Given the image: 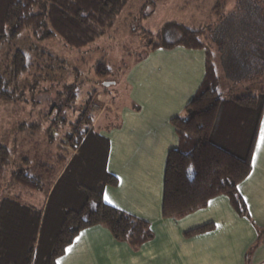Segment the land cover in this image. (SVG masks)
Listing matches in <instances>:
<instances>
[{
    "label": "rangeland",
    "instance_id": "rangeland-1",
    "mask_svg": "<svg viewBox=\"0 0 264 264\" xmlns=\"http://www.w3.org/2000/svg\"><path fill=\"white\" fill-rule=\"evenodd\" d=\"M216 1L128 0L113 26L81 48L70 47L57 36L41 39L30 29L0 45V72L11 76L16 50L24 52L30 65L12 83L17 88L15 98L0 102V264H27L30 251L31 264H46L66 202L71 200L79 207L83 201L79 184L92 172L94 162L89 164V159L96 141L107 139L109 148L104 133L120 122V110L130 105L128 73L147 53L163 24L173 21L202 28L201 39L213 54L220 78L218 93L239 96L240 91L246 93L245 88L250 92L249 79L236 83L225 73L226 56L218 48L234 35L237 1L225 0L221 7H214ZM41 6L34 10L43 11ZM96 69L104 73L99 76ZM253 81L251 92L257 94L261 84L264 89V75ZM72 92L76 96L70 98ZM86 108L93 121L85 120L77 127V113ZM256 117L255 111L248 114L242 142L233 144L226 139L218 144L243 157ZM79 130L90 132L73 156L70 145ZM23 173L29 174L30 185L19 180ZM101 182L102 177L97 186Z\"/></svg>",
    "mask_w": 264,
    "mask_h": 264
},
{
    "label": "trees",
    "instance_id": "trees-1",
    "mask_svg": "<svg viewBox=\"0 0 264 264\" xmlns=\"http://www.w3.org/2000/svg\"><path fill=\"white\" fill-rule=\"evenodd\" d=\"M236 1L234 35L230 34L229 43L218 45L223 52L221 56H226L223 59L225 73L236 81L262 77L264 0ZM127 2L128 0H0V45L15 38L22 30L30 29L41 39L57 36L64 44L81 48L100 38L113 26L118 13ZM224 4L225 0H217L214 7ZM41 5L44 7L43 11L34 10ZM202 33V28L191 29L177 22H166L154 34L148 48L152 50L182 45L205 51V74L200 86L185 105L184 116L171 118L177 145L168 151L165 160L162 217H182L204 207L211 198L221 194L229 198L237 212L246 213L244 200L237 188L251 170L252 151L264 107V89L262 87L257 94L245 93L239 96L219 94L217 85L220 78L213 62V54L201 39ZM29 66L24 52L16 50L11 58V76L8 72H0V102L15 98L17 88L12 83H16L18 76ZM104 68L109 70L106 66ZM96 73L101 76L104 71L96 69ZM76 86L77 84L67 85L66 88ZM74 96L76 94L72 92L70 98ZM252 111L257 112L253 132L244 148V156L239 157L218 143L226 139L233 144L242 142L249 125L247 116ZM93 118L86 108L77 113L75 124L78 127L85 120L91 124ZM89 132L90 130L77 131L72 139L75 143L70 145L75 151L73 156L77 154ZM107 154V139H98L89 159V164L91 160L94 162L92 172L86 174L89 177L85 179V175L79 184L83 201L79 207L73 206L71 200L66 202L46 264H55L78 232L97 224L106 227L116 240L126 242L132 249H138L153 238L148 221L104 201V187L117 183V178L106 169ZM63 174L64 172L58 181ZM28 175H21L19 180L29 184ZM101 177L102 182L97 186L96 182ZM211 226L204 224L190 229L186 234L200 233ZM30 252L27 264H31Z\"/></svg>",
    "mask_w": 264,
    "mask_h": 264
},
{
    "label": "crops",
    "instance_id": "crops-1",
    "mask_svg": "<svg viewBox=\"0 0 264 264\" xmlns=\"http://www.w3.org/2000/svg\"><path fill=\"white\" fill-rule=\"evenodd\" d=\"M204 74L205 51L182 45L147 50L132 65L130 105L104 133L109 140L106 169L117 183L104 187L103 199L148 221L153 238L132 249L106 227L93 225L78 232L55 264H264V107L251 170L237 188L246 213L237 212L221 194L182 217L161 215L165 160L177 145L171 118L184 116ZM249 80L250 92L244 91L253 93ZM204 224L212 226L186 234Z\"/></svg>",
    "mask_w": 264,
    "mask_h": 264
}]
</instances>
